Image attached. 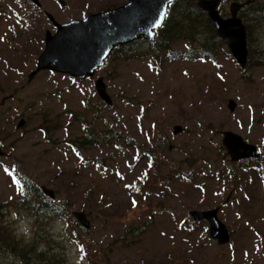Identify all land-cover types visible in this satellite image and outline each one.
I'll return each mask as SVG.
<instances>
[{
  "label": "rangeland",
  "instance_id": "rangeland-1",
  "mask_svg": "<svg viewBox=\"0 0 264 264\" xmlns=\"http://www.w3.org/2000/svg\"><path fill=\"white\" fill-rule=\"evenodd\" d=\"M128 1L40 0L39 9L31 0H0V221L15 235L31 228L30 239L16 235L22 245L43 231L64 247L65 264H264V177L258 172L264 165V65L244 71L225 45L216 44L215 60L159 63L150 54L133 59L116 53L92 80L42 71L29 81L47 32H56L45 12L67 23ZM234 1H226L224 11L230 13ZM254 23L249 47L261 59L264 20ZM100 77L113 101L107 111L95 89ZM73 112L88 116L96 136L121 134L117 145L77 150L72 142L88 124ZM178 126L182 131L175 134ZM225 132L261 157L233 161L223 146ZM25 177L54 191L51 204L66 219L47 221L17 209ZM87 200L94 207L90 216L82 210ZM214 209L231 234L223 246L210 238L206 221L190 215ZM74 212L87 215L90 229ZM146 222L144 236L129 242L127 229ZM0 258V264L17 263Z\"/></svg>",
  "mask_w": 264,
  "mask_h": 264
},
{
  "label": "water",
  "instance_id": "water-1",
  "mask_svg": "<svg viewBox=\"0 0 264 264\" xmlns=\"http://www.w3.org/2000/svg\"><path fill=\"white\" fill-rule=\"evenodd\" d=\"M176 0H131L129 3L101 13L89 14L80 20L59 23L49 14L48 17L56 28L52 34L47 32L45 47L38 57L37 67L29 75L32 81L42 71H54L68 74L79 79L93 78L97 71L104 67L107 59L117 49L139 40L154 42L156 31L161 28H151V23L157 19L162 10L168 13L169 6ZM199 8L207 12L218 36L225 41L232 56L242 69L248 65L249 49L246 27L239 17V11L244 3L234 2L230 7L231 17L224 18L220 5L224 0H195ZM32 2L41 7L39 0ZM247 2L246 4H250ZM99 97L109 106L113 101L107 92L103 78L95 82ZM231 111L235 104L231 103ZM24 123L19 124V128ZM182 131L175 128V134ZM223 144L226 146L233 161L244 158H259L256 147L245 143L241 137L232 132H225ZM45 195L55 198L51 189L42 188ZM195 222L206 221L209 224L210 238L216 240L219 246L226 245L231 239L230 231L219 218V209L190 212ZM74 216L85 229H90L91 223L84 212H75Z\"/></svg>",
  "mask_w": 264,
  "mask_h": 264
},
{
  "label": "trees",
  "instance_id": "trees-1",
  "mask_svg": "<svg viewBox=\"0 0 264 264\" xmlns=\"http://www.w3.org/2000/svg\"><path fill=\"white\" fill-rule=\"evenodd\" d=\"M113 7L116 6H108L107 9ZM240 16L246 25L248 42L251 43L253 36L251 34V29L252 27H256L254 21L256 19H264V3H260L259 0L252 2L241 12ZM157 34L160 38L154 43H148L146 41L136 42L121 49L117 53L120 54L121 57L127 58L130 56L133 59H139L144 56H149L150 54V56L159 63L163 60L171 61L176 59L208 60L215 59L217 50L216 44L225 45L219 38L208 14L196 6L195 0H177L171 4L165 22ZM176 43H182L187 49L183 52L174 51ZM249 48L250 57L248 67L250 68L254 65L260 66L261 64L264 65V58L261 57V59H259L257 56L258 52H256L252 46ZM94 107L97 108V106ZM108 109H110V106L106 105L105 110L107 111ZM73 118L80 123L88 124V116L84 115V113H79L78 116L77 113L73 112ZM55 128V126H48L47 130H53ZM86 128H88L86 134H83L78 140L72 142V145H74L77 150H79V148L86 149L91 146L100 148L103 143L113 146L117 145V142L120 140L121 134H116L118 132H115L111 137L106 135V133H101L96 136L94 129L92 130L91 128V124H88ZM113 130L110 131L112 132ZM111 139L112 142H110ZM154 145L159 149L157 144ZM165 146L166 145H160V148H163L162 151H168V148H164ZM99 162L100 161H97L96 164H99ZM262 162L263 159L258 161V164ZM258 172L264 177V165H260ZM20 186V197L16 202L18 210L29 211L30 213L34 211L35 216L45 218L47 221L55 217L66 219L60 208L54 207L51 204L53 200L48 198L41 191L40 186L35 184L32 178H23L20 181ZM83 205L82 210L90 216L94 209L91 202L87 200L83 202ZM3 208L4 207L1 206L0 211ZM75 224L79 226L77 221H75ZM149 224L150 222H146L137 227H129L126 231V238L128 241L131 243L138 241L144 236ZM20 240L21 239H17L11 228V224L1 220L0 256L6 255L15 257V261H17L16 264H65L64 247L53 243L43 231H41V234H37L36 237L32 238L31 242L27 241L25 245H22L19 242ZM42 241H44V243ZM79 245L81 247L80 243ZM83 251L87 256V251Z\"/></svg>",
  "mask_w": 264,
  "mask_h": 264
},
{
  "label": "snow or ice",
  "instance_id": "snow-or-ice-1",
  "mask_svg": "<svg viewBox=\"0 0 264 264\" xmlns=\"http://www.w3.org/2000/svg\"><path fill=\"white\" fill-rule=\"evenodd\" d=\"M165 2H166V0H165ZM166 16H167V12L166 11H164V10H162V11H160L159 13H158V16H157V19L156 20H154L152 23H151V25H150V27L151 28H158V27H160L161 26V22H163L165 19H166ZM135 201H133V205L135 206Z\"/></svg>",
  "mask_w": 264,
  "mask_h": 264
},
{
  "label": "clouds",
  "instance_id": "clouds-1",
  "mask_svg": "<svg viewBox=\"0 0 264 264\" xmlns=\"http://www.w3.org/2000/svg\"><path fill=\"white\" fill-rule=\"evenodd\" d=\"M17 216H18V215H17L16 213H13V219H16ZM21 234H22L24 237L30 239V238H31V235H32L31 228H30V227H22V228H20V229L16 232V235L19 237Z\"/></svg>",
  "mask_w": 264,
  "mask_h": 264
},
{
  "label": "flooded vegetation",
  "instance_id": "flooded-vegetation-1",
  "mask_svg": "<svg viewBox=\"0 0 264 264\" xmlns=\"http://www.w3.org/2000/svg\"><path fill=\"white\" fill-rule=\"evenodd\" d=\"M30 3H31V2H30ZM37 8L42 9V7H37ZM105 10H106V8H105ZM43 12H44V11H43ZM48 14H49L48 12H45V15H46L47 17H48ZM159 30H160V29H159ZM159 30H158V31H159ZM158 31H157V32H158ZM159 38H160V36L157 34V35H156V41H157ZM121 49H124V48H120V49H118V51H120ZM34 70H35V69H34ZM100 70H101V69H100ZM31 72H32V71H31ZM69 77H70V76H69ZM72 78H73V77H72ZM74 79H75V78H74ZM86 79H87V78H86ZM88 79L92 80L93 78H88ZM75 80H76V79H75ZM77 80H79V79H77Z\"/></svg>",
  "mask_w": 264,
  "mask_h": 264
}]
</instances>
